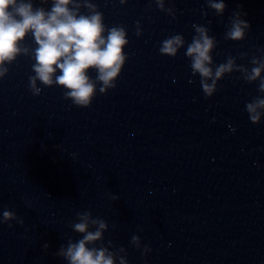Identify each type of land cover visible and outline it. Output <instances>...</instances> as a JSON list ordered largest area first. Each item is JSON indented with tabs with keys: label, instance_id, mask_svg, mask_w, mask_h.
<instances>
[{
	"label": "water",
	"instance_id": "obj_1",
	"mask_svg": "<svg viewBox=\"0 0 264 264\" xmlns=\"http://www.w3.org/2000/svg\"><path fill=\"white\" fill-rule=\"evenodd\" d=\"M93 2L106 27L128 34L115 89L102 95L98 84L87 109L65 100L59 86L38 82L42 93L33 96L30 56L0 81V219L7 209L24 220L0 224V264H67L56 252L68 237L82 238L69 225L86 210L108 223L104 245L124 247L128 264H264V118L253 125L245 111L260 95L258 82L233 73L205 98L184 55L199 24L217 41L215 64L232 56L250 68L264 49V0H225L223 17L206 0H166L174 20L154 0ZM236 10L251 25L239 43L224 39ZM175 34L185 48L161 56V41ZM23 46L37 47L31 34ZM133 235L151 247L147 257L131 246Z\"/></svg>",
	"mask_w": 264,
	"mask_h": 264
},
{
	"label": "clouds",
	"instance_id": "obj_2",
	"mask_svg": "<svg viewBox=\"0 0 264 264\" xmlns=\"http://www.w3.org/2000/svg\"><path fill=\"white\" fill-rule=\"evenodd\" d=\"M41 4H50V10L34 7L33 0H0V81L9 75V67L20 56L31 57L34 61L29 76V91L33 96H40L44 88L59 86L65 89L64 99L70 100L78 108L87 109L97 94L106 95L115 89L128 56L124 49L129 45L128 34L123 26L106 27L104 15L93 0H40ZM126 5L128 0H119ZM159 11L176 18L174 7H165L166 0H154ZM207 8L217 17H223L227 5L225 0H206ZM86 10L82 12L81 10ZM207 16V11L202 12ZM246 13L233 11L229 17L224 39L243 42L251 30L250 23L244 18ZM195 35L187 43L184 55L190 61L192 76L200 77V86L205 98H212L218 91V83L233 73H240V78L247 84L258 82L260 95L245 104V111L253 125L264 118V49H257L259 58L253 55L249 60L251 67L237 64V58L229 56L224 63L215 64L213 52L217 41L209 35L210 28L193 24ZM105 33L107 35L105 36ZM34 38V49L23 46L26 37ZM136 36H143L139 21L136 22ZM186 41L181 34H175L161 41V56L176 58ZM247 57L241 53L239 59ZM90 70L97 73L95 80L88 75ZM59 71L60 75H57ZM189 83H192L189 80ZM234 131V129H233ZM75 159V154H73ZM116 202L119 197L110 196ZM27 207L31 201L25 200ZM23 225L24 220L10 210H3L0 224L13 227L12 222ZM69 227L82 238L75 242L71 237L66 244H61L56 255L67 264H128L124 247L116 248L111 241L104 245V234L109 230L108 223L94 217L91 211H81ZM113 230L116 225L113 224ZM131 246L147 257L152 249L142 244L139 236L133 235ZM99 244V247L96 245ZM45 251L49 245H43Z\"/></svg>",
	"mask_w": 264,
	"mask_h": 264
}]
</instances>
